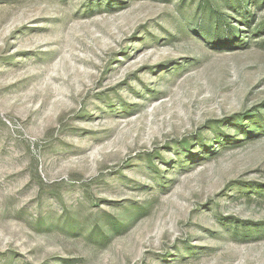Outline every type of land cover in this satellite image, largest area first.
I'll use <instances>...</instances> for the list:
<instances>
[{
	"label": "rangeland",
	"instance_id": "obj_1",
	"mask_svg": "<svg viewBox=\"0 0 264 264\" xmlns=\"http://www.w3.org/2000/svg\"><path fill=\"white\" fill-rule=\"evenodd\" d=\"M0 264H264V0H0Z\"/></svg>",
	"mask_w": 264,
	"mask_h": 264
}]
</instances>
